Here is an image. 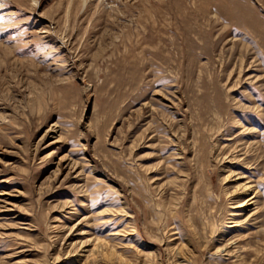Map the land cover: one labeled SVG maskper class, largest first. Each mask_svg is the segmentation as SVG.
Segmentation results:
<instances>
[{
  "label": "rangeland",
  "instance_id": "1",
  "mask_svg": "<svg viewBox=\"0 0 264 264\" xmlns=\"http://www.w3.org/2000/svg\"><path fill=\"white\" fill-rule=\"evenodd\" d=\"M33 1L0 0V264H264V0Z\"/></svg>",
  "mask_w": 264,
  "mask_h": 264
},
{
  "label": "bare ground",
  "instance_id": "2",
  "mask_svg": "<svg viewBox=\"0 0 264 264\" xmlns=\"http://www.w3.org/2000/svg\"><path fill=\"white\" fill-rule=\"evenodd\" d=\"M34 3L36 2V0H34L33 1ZM250 186H244V189H247V188H249ZM253 197V195L252 196H250L248 199H251ZM247 203H248V200L246 199V200H242L241 202H239L238 204H236V205H234L233 207H238V208H240V210L242 209V207H244L245 205H247ZM234 214H238V211H236Z\"/></svg>",
  "mask_w": 264,
  "mask_h": 264
}]
</instances>
